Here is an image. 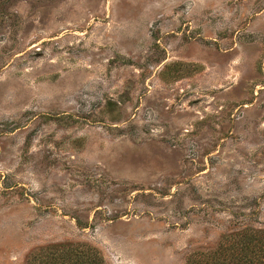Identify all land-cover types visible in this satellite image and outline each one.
<instances>
[{
	"label": "rangeland",
	"instance_id": "374dc122",
	"mask_svg": "<svg viewBox=\"0 0 264 264\" xmlns=\"http://www.w3.org/2000/svg\"><path fill=\"white\" fill-rule=\"evenodd\" d=\"M245 226L264 0H0V264H198Z\"/></svg>",
	"mask_w": 264,
	"mask_h": 264
},
{
	"label": "trees",
	"instance_id": "16d2710c",
	"mask_svg": "<svg viewBox=\"0 0 264 264\" xmlns=\"http://www.w3.org/2000/svg\"><path fill=\"white\" fill-rule=\"evenodd\" d=\"M70 248L80 244H68ZM76 260L72 259L73 251L66 249L68 263L66 264H100L98 252L89 245H82ZM49 248V247H46ZM37 250H42L39 248ZM40 252V251H39ZM198 264H264V228L240 227L223 233L216 246L207 251H199ZM49 253L39 257V253L32 252L28 264H54L50 261ZM48 257V259H46Z\"/></svg>",
	"mask_w": 264,
	"mask_h": 264
}]
</instances>
